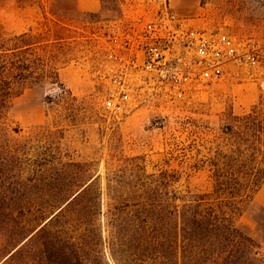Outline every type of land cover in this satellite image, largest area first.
Listing matches in <instances>:
<instances>
[{"label": "rangeland", "instance_id": "rangeland-1", "mask_svg": "<svg viewBox=\"0 0 264 264\" xmlns=\"http://www.w3.org/2000/svg\"><path fill=\"white\" fill-rule=\"evenodd\" d=\"M166 12L264 56V0H0L4 35L27 34L62 84L27 88L0 125V264H264V184L234 241L177 228L212 192L192 165L264 87L239 68L180 98L145 83L124 44Z\"/></svg>", "mask_w": 264, "mask_h": 264}, {"label": "trees", "instance_id": "trees-1", "mask_svg": "<svg viewBox=\"0 0 264 264\" xmlns=\"http://www.w3.org/2000/svg\"><path fill=\"white\" fill-rule=\"evenodd\" d=\"M26 39L27 34L6 37L0 27V125L13 101L27 88L47 80L62 88L57 70L47 69L35 53L36 43H26ZM219 139L212 157L192 165L194 170L209 173L212 192L199 196L178 216L177 228L184 230L191 224L197 229L223 231L232 242L239 238L235 220L264 184V106L232 116Z\"/></svg>", "mask_w": 264, "mask_h": 264}, {"label": "built area", "instance_id": "built-area-1", "mask_svg": "<svg viewBox=\"0 0 264 264\" xmlns=\"http://www.w3.org/2000/svg\"><path fill=\"white\" fill-rule=\"evenodd\" d=\"M124 49L135 51L128 64L144 82L170 98L219 82L232 68L264 87V56L253 37L208 31L169 12L143 25Z\"/></svg>", "mask_w": 264, "mask_h": 264}]
</instances>
